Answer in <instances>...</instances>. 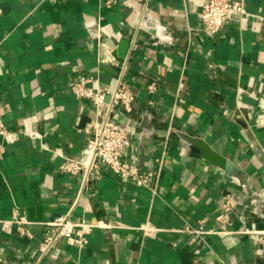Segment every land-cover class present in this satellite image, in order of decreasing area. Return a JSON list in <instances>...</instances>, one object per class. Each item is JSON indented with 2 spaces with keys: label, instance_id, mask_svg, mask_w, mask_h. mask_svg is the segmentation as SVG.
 <instances>
[{
  "label": "crops",
  "instance_id": "1",
  "mask_svg": "<svg viewBox=\"0 0 264 264\" xmlns=\"http://www.w3.org/2000/svg\"><path fill=\"white\" fill-rule=\"evenodd\" d=\"M202 2L0 0V221L31 222L30 236L0 225V264H264V0H243L247 13L211 34L189 10ZM143 12L166 36L136 30ZM115 62L134 96L114 112L124 158L158 175L156 193L106 169L74 205L80 177L59 165L82 154L99 116L71 86L91 77L111 91ZM226 195L232 224L217 233ZM63 215L101 226L83 247L40 254Z\"/></svg>",
  "mask_w": 264,
  "mask_h": 264
},
{
  "label": "built area",
  "instance_id": "2",
  "mask_svg": "<svg viewBox=\"0 0 264 264\" xmlns=\"http://www.w3.org/2000/svg\"><path fill=\"white\" fill-rule=\"evenodd\" d=\"M197 13L202 29L208 33L220 30L228 21L241 18L247 13L243 0H203L197 8H189ZM136 30L151 32L155 38L166 36L160 21L150 14L143 12L138 19ZM118 65V62H115ZM120 78H117L113 89L109 92L93 85L91 77H81L73 82L72 91L78 98H86L95 105L99 116L89 130V138L86 148L77 158H65L59 165V170L80 177V183L73 204H77L94 180L102 176L104 170H111L118 178L130 180L140 187H146L156 193L158 175L151 170H144L134 163L128 162L124 154L130 145L126 128L114 119L117 106L129 109L134 96L130 88L121 80L125 71V64H119ZM155 89L154 83L149 84L148 90ZM109 93V100H105ZM9 133L6 124L0 116V136L5 137ZM231 200L224 196L221 202L220 212L216 219L220 223L215 232H226V227L232 224L230 217ZM30 221L18 211L11 218L0 221L1 231L11 233L16 231L22 236H30ZM48 230L40 243V254H47L59 240L67 244L83 247L87 243L88 234L93 228L101 226L98 222L92 223L85 220H73L68 215H63L52 222L47 223ZM190 232L202 233L201 228H188Z\"/></svg>",
  "mask_w": 264,
  "mask_h": 264
},
{
  "label": "water",
  "instance_id": "3",
  "mask_svg": "<svg viewBox=\"0 0 264 264\" xmlns=\"http://www.w3.org/2000/svg\"><path fill=\"white\" fill-rule=\"evenodd\" d=\"M125 44V43H124ZM125 49L122 47H120V59L124 58V56L126 55L127 53V49H128V46H129V43H127V45L125 44ZM110 96H109V93L106 95V98L105 100H109ZM202 152H203V155L209 160L211 161L212 163L218 165L219 167L221 168H227L229 166V163L228 161L221 155L217 154L214 150L206 147V146H202L200 147ZM31 263H33V261H31ZM30 264V263H28Z\"/></svg>",
  "mask_w": 264,
  "mask_h": 264
}]
</instances>
